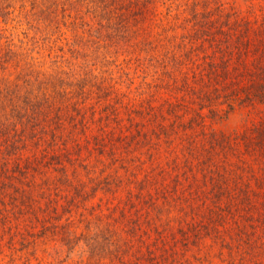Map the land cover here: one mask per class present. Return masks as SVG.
Here are the masks:
<instances>
[{
    "label": "trees",
    "instance_id": "16d2710c",
    "mask_svg": "<svg viewBox=\"0 0 264 264\" xmlns=\"http://www.w3.org/2000/svg\"><path fill=\"white\" fill-rule=\"evenodd\" d=\"M258 6L0 0V253L5 246L24 250L26 264H127L143 240L140 218L122 212L77 221L71 200L60 212L59 197L69 198L65 190L78 177L70 166L87 168L82 191L95 192L102 183L117 186L120 175L107 167L121 160L117 171L129 182L135 173L150 212L166 176L149 164L155 146L166 142L185 156L182 170L177 162L169 171V191L176 202L184 194L197 201L198 232L219 245L223 264H233L236 253L240 264H264V221L240 214L257 206L253 195L264 203V6ZM242 110L243 130L216 129ZM232 155L238 161L231 164ZM252 160L262 169L256 192ZM194 182L198 191L211 183L210 193L196 192ZM150 260L175 264L151 251Z\"/></svg>",
    "mask_w": 264,
    "mask_h": 264
},
{
    "label": "rangeland",
    "instance_id": "374dc122",
    "mask_svg": "<svg viewBox=\"0 0 264 264\" xmlns=\"http://www.w3.org/2000/svg\"><path fill=\"white\" fill-rule=\"evenodd\" d=\"M262 1L264 0H257L259 10L261 8L260 6H264V2ZM48 58L49 57H47V59ZM48 66H50V70L52 68V70H55L52 58ZM89 66L92 67L91 64ZM90 69L93 70L92 68ZM78 72L83 71L78 70ZM245 119L246 112L244 110L237 111L229 118L218 122L216 124V129L226 133L241 131L246 125ZM152 127L153 126L149 125L150 130ZM124 128L126 127H123V129ZM118 129L120 130V128ZM119 130L117 132H119ZM95 133H98V130H95ZM158 144L155 146L156 155H154V160H150L149 165L150 169L155 173L163 170L161 174H163L162 176H166V179H161V182L165 183V187L161 189L160 194H155L154 200L156 199L157 204L149 205L151 206L150 212L144 211L145 208H147L146 202H143L144 195L141 194V197H138L140 196L138 192L140 191L141 185L135 173L130 170L132 179L129 182L128 173L124 172L122 169L117 171V166L120 164L121 160L118 161L119 163L113 162L107 167L108 170L120 175V178L117 179V186L113 189H108L107 184L102 183L100 189L96 188L97 191L95 192L89 190L87 192L82 191L83 186L81 182L85 180L89 181L86 175L88 174L87 168L83 166L74 170V167L70 166L69 172L75 174V177H78L73 180L74 183L69 185L68 189L65 190L64 188L66 197L69 198L65 199V195H62V198L59 197L58 208L60 212L62 210L60 204H63V202L67 203L68 200H71L72 202L69 205L70 215L77 221L83 218H91L101 213H114L116 216H120L123 212L126 214L127 218H140L142 227L139 233L143 240L139 241L134 249L130 251V255L125 257L127 264H153L150 260V251L153 252L154 256L156 255L160 258L167 256L170 259L172 256L175 264H223L225 261L222 259L220 260L221 256L217 254L220 248L219 245L212 243L214 241L207 235H202L198 232V226L202 215L199 211L201 207L197 205V201L194 200L191 195L188 196L184 194L182 200L176 202L175 197H177V195L174 194V191H169V183H171L172 179V175L169 174V171H173V167L176 166L177 162L181 164L182 170V165L185 160L183 148L180 152H170L166 142H159ZM145 154L146 153L142 155L143 158ZM236 161L238 160L232 155L230 163L232 164ZM251 164L254 168L252 167L253 170L250 174H252V176L253 174H257L251 179L252 188L256 192L259 189L257 176L262 173V169L256 167L257 161L252 160ZM126 166L129 168L128 164H126ZM192 170L198 171V168L195 166ZM200 176H204L203 172H199V177ZM140 177H143V174H141ZM90 184L92 183L87 184V187H89ZM94 184H97V180H95ZM196 184V182L193 183L196 192H200L201 194L210 193L209 187L211 183H207L208 187L204 185L201 186L203 187L201 191L197 190L198 184ZM64 190L62 189L60 193L63 194ZM84 192L87 195L82 198V194L80 193ZM93 193H95L94 197L91 196ZM253 197L257 202V206L247 211L240 209V214L246 220L260 223L264 221V203L258 202L255 195H253ZM247 212H249L250 215ZM141 213H143L142 217H140ZM64 215L65 217L68 216V214ZM237 215H239V213ZM83 224L84 223L81 225ZM31 248L32 247H26L25 249L29 250ZM27 255L28 254L25 253L24 250L11 251L5 246L4 251L0 253V264H26ZM239 258L240 253H236L233 264H240V262L238 263ZM46 260L49 261L48 256ZM248 262L249 261L246 259L245 264H248ZM33 264H35V261H33ZM113 264H120V262H115Z\"/></svg>",
    "mask_w": 264,
    "mask_h": 264
}]
</instances>
